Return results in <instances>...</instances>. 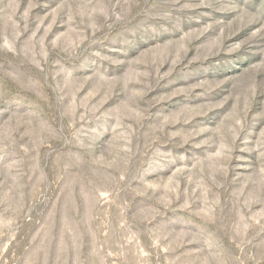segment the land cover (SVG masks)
<instances>
[{"label":"rangeland","instance_id":"obj_1","mask_svg":"<svg viewBox=\"0 0 264 264\" xmlns=\"http://www.w3.org/2000/svg\"><path fill=\"white\" fill-rule=\"evenodd\" d=\"M0 264H264V0H0Z\"/></svg>","mask_w":264,"mask_h":264}]
</instances>
